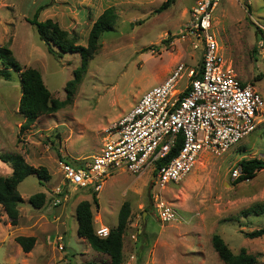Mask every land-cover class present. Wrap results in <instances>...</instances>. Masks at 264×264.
I'll return each instance as SVG.
<instances>
[{"label":"rangeland","instance_id":"374dc122","mask_svg":"<svg viewBox=\"0 0 264 264\" xmlns=\"http://www.w3.org/2000/svg\"><path fill=\"white\" fill-rule=\"evenodd\" d=\"M162 1L0 0V46L9 48L23 67L36 68L51 96L60 100L65 98L64 87L73 78L80 56L50 54L27 20L38 10L39 21L52 19L76 38V44L85 46L92 23L105 8L113 7L117 16L113 29L99 37L72 103L41 115L28 129L20 131L18 74L13 73L11 80L0 77V151L24 152L29 163L46 167L51 176L42 187L36 175L30 176L18 187L20 195L29 196L49 186L50 197L62 182L59 159L74 165L90 162L106 139L107 128L141 93L160 82L164 73L165 78L176 61L200 67V48L193 49L191 42L196 40L184 32L195 0H174L156 12ZM210 32L237 78L250 83L264 101V0H219ZM169 38L168 46L161 44ZM153 46L160 47L159 54L147 49ZM253 157L264 158V106L261 123L238 145L221 155L201 154L188 175L160 190L162 198L176 209L173 221L162 223L156 217L151 194L158 187L152 182L151 166L139 173H112L100 191L70 190L64 198L90 202L95 231L101 224L116 226L121 205L129 202L122 236L123 264H224L212 247L214 234L234 254L244 248L255 256V264H263L264 235L251 239L245 233L264 227V213L244 212L264 203V169L237 183L233 175L241 159ZM63 240L62 250L52 244L53 251L44 254L38 246L34 256L26 254L16 264H63L65 258L66 264H85L103 259L102 253L76 233L68 231ZM55 254L62 257L55 258ZM20 257L11 243L0 245V264H12Z\"/></svg>","mask_w":264,"mask_h":264},{"label":"built area","instance_id":"2783aa9c","mask_svg":"<svg viewBox=\"0 0 264 264\" xmlns=\"http://www.w3.org/2000/svg\"><path fill=\"white\" fill-rule=\"evenodd\" d=\"M218 1L195 0L184 30L196 40L192 48H200V67L176 61L162 81L141 93L107 128V137L90 162L74 165L59 159L62 182L50 195L53 205L64 199L66 191L98 192L112 173H139L151 166L158 187L151 194L156 217L162 223L173 221L176 209L160 190L188 175L201 154H223L261 123V94L237 78L210 32ZM240 172L239 167L233 175ZM95 233L105 237L109 228L101 225ZM55 241L61 250L62 236L57 234Z\"/></svg>","mask_w":264,"mask_h":264},{"label":"trees","instance_id":"16d2710c","mask_svg":"<svg viewBox=\"0 0 264 264\" xmlns=\"http://www.w3.org/2000/svg\"><path fill=\"white\" fill-rule=\"evenodd\" d=\"M174 0H164L156 8V12L167 9ZM38 10L34 16L27 21L32 25L38 37L43 40L47 51L57 58H61L65 53H77L80 56V64L73 70V78L66 82L64 87L65 98L63 100L53 98L43 83L40 72L36 68L23 67L13 56L11 50L0 46V77L11 80L13 73L19 74L21 95L18 102V112L23 117L20 131L28 129L41 115L51 114L72 103L76 85L80 82L83 73L86 71L88 62L93 58L98 48V39L102 33L113 29L116 22V13L113 7L105 8L92 23L86 45L75 43V37L63 30L59 24L52 19L39 21L37 19ZM258 37H260L257 34ZM169 39L162 40L161 44L168 46ZM147 49H154L160 53L159 46ZM180 143V139H179ZM58 155H60L57 152ZM175 154L173 150L169 158ZM63 159V158H61ZM0 160L9 164L12 172L8 176H0V204L3 206L9 223L14 225L18 219V203L22 198L17 190V185L27 176L36 175L40 181H48L50 174L44 166L35 167L27 163L23 156L18 153L0 152ZM163 161V160H160ZM160 163L158 162V165ZM240 174L234 182L251 179L258 170L264 169V158H243L239 161ZM92 199L96 202V192L92 193ZM46 196L42 192H37L29 196V203L40 208L45 203ZM254 213L256 215L264 213V203L254 204L248 207L244 214ZM130 214V204L125 201L118 211V221L116 226L109 229L105 237L96 235L93 222L91 204L88 200L80 201L75 208V216L78 223L77 235L84 238L90 246L101 253L109 256L105 264H121L123 260V231L127 226ZM248 238H257L264 235V227L245 233ZM15 240L22 246L24 251H28L33 243L34 237L17 236ZM212 247L224 264H255L254 255L241 248L239 253L234 254L224 240L214 234L211 238ZM264 264V263H263Z\"/></svg>","mask_w":264,"mask_h":264},{"label":"crops","instance_id":"0c3cea01","mask_svg":"<svg viewBox=\"0 0 264 264\" xmlns=\"http://www.w3.org/2000/svg\"><path fill=\"white\" fill-rule=\"evenodd\" d=\"M164 75L165 73L163 74L160 81L164 78ZM20 94H21V91H20ZM0 152H3V151H0ZM18 154L22 155L24 160L27 163H29V159L26 156L27 154H25L24 152H19ZM29 164L35 167H38L37 165H34V163H31V162ZM0 170L2 171V173H0V175L2 176H8L12 172V168L10 167V165L1 160H0ZM30 176L32 175L27 176L17 185V190H18V187L22 183H24V181L30 178ZM36 179L38 181V184L42 187L43 186L41 185L42 182H45L46 184H48L51 180V177L48 181H40L38 178ZM48 188H49L48 190L41 189L39 191V192L44 193L46 196L45 203L40 208H35L29 203L28 198L30 195L29 196L20 195L22 198V201L18 203V206H17V209L19 212L18 219H17L16 224L14 225L9 223L7 214L3 206L0 204V245L5 244V243H11V246L13 247V252L15 253L17 252L21 254V257L19 259H15L12 261V264H16L17 262L19 263L26 254H29L30 256H34V250L38 249V246L43 250L44 254L49 253L51 249L53 251V246H51L52 244L55 246L57 250H59L56 246V241H55V236L57 234H60L62 236V240L63 238L65 240V237L68 231L77 234L78 223H77L76 216H75V208H76V205L79 203V200L71 201V200H66L67 198H64L63 200H60L59 204L53 205V200H51L50 197L48 196V194H50L51 188L49 186ZM27 205H30V208ZM32 211H37V212L33 213ZM103 226H106V225H103ZM17 236L34 237L35 240H34L32 247L28 251H24L22 246L15 240ZM80 238L82 240L84 239L82 237ZM61 244H62V249H63L62 241H61ZM60 253L61 255L65 256L64 254H62V252ZM102 254H103L102 260L97 261V262H93V261L91 262L87 260V261H84L85 264H105L106 262H108L109 256L105 253H102ZM74 255L75 254H73V256ZM58 257H62V256H58L55 254V258H58ZM67 262L68 261L65 258L64 262L62 263L66 264Z\"/></svg>","mask_w":264,"mask_h":264},{"label":"water","instance_id":"95a60500","mask_svg":"<svg viewBox=\"0 0 264 264\" xmlns=\"http://www.w3.org/2000/svg\"><path fill=\"white\" fill-rule=\"evenodd\" d=\"M155 180V176H152V182ZM144 214L146 213V211L143 212ZM144 222V218L142 219Z\"/></svg>","mask_w":264,"mask_h":264}]
</instances>
